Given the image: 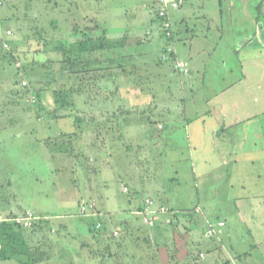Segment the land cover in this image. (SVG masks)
<instances>
[{
  "label": "rangeland",
  "instance_id": "obj_1",
  "mask_svg": "<svg viewBox=\"0 0 264 264\" xmlns=\"http://www.w3.org/2000/svg\"><path fill=\"white\" fill-rule=\"evenodd\" d=\"M88 2L93 3L94 0ZM100 2V7L89 6L85 2V5L78 8L74 3L69 2L68 5L66 4L70 11L67 15L66 10L61 7L63 0H0V31L8 29L12 32L7 38L9 49L0 46L1 219L6 216V207H12L19 216L30 212L37 218H40L39 215H48L51 220L56 217L60 224L66 222L67 226H70L71 222L82 229L80 232L83 234L85 232L83 227L86 228L87 224L79 217V204L94 200L95 198H91L92 194L100 198L102 212L109 210L117 219L124 217L128 192L122 191V185L129 183L133 191L135 187L130 183L134 182L132 179L129 180L131 178L129 175L137 179L138 173L141 177L149 174L155 181H160L165 191L162 190L170 194L174 202L185 203L186 206H183L185 209L191 208V203L196 197H202L211 187H215L218 194L227 191L220 180H223L227 172L229 175H234L230 165H221L210 171L207 164L203 163V160L215 163L220 152L212 151L210 148L202 150L199 148L202 141H197V146L193 141L187 140L190 136L187 135L188 128L184 126V122L182 124L179 122L180 115L183 114L181 107L171 109L170 113L164 111L166 118H163L164 129L158 130L154 125L157 120L156 114L153 113L154 105L145 101L141 105H132L127 100L125 102L123 76L129 78L128 72L125 74L121 70L116 72L115 86L111 88L114 90L112 95L100 90L102 86L97 84V80H100L104 73L110 77L111 71L105 72L103 68L96 73L92 71L86 75L69 76L68 81L77 89L73 94L76 113L71 110L64 112L56 109L53 102L54 90L59 89L64 81L63 76L61 77L62 54L58 51L59 45L61 41L63 43L75 41L77 39L75 33L86 29L82 27L83 25L80 26L81 13L86 12L89 6L90 10L87 11L97 15L103 12L102 5L105 8L108 5L112 12L117 8L116 11L123 16L121 19H124L126 14L131 12L129 5L136 4L134 6L140 11L144 0H100ZM97 17L99 18L98 15ZM76 19L79 25L74 22ZM72 33L74 37H70ZM173 34L172 29V37L164 38L172 48H174ZM130 43L134 45L133 41ZM175 43L177 47L184 45L179 40H175ZM12 48H15L16 60H11L7 55ZM107 52L108 50L104 52V56ZM140 70V78H145L147 70L142 68ZM172 76L170 74L161 78H149L150 81L146 83L145 88L158 91L160 95L158 93L157 99L173 101L179 98L178 93H182L185 103L189 104V100H194L197 104L202 98L200 94L203 90L199 89L196 94L194 93L196 88H193L192 93L189 90L186 93V89H182L184 84L180 83L184 80L183 76L173 77L175 83L169 93L166 89H159L162 84L165 86L164 83L172 79ZM132 77L136 78V73ZM91 79L95 80L96 84L92 85ZM21 80L27 82L24 87L21 85ZM216 88L219 91L220 88ZM214 89L208 88V93H213ZM262 90L263 88L261 90L256 87L248 88L249 93H245V96L248 97L247 94L252 93L257 95L260 101L253 108V104L245 99L243 104L247 107L246 112L254 111L252 113L257 114L260 111L264 112ZM31 98L34 101H31ZM221 102V97L217 96L215 101L208 104L213 112L206 118L205 127L209 130L212 122L221 123ZM104 104L105 106L110 104V109L113 111L100 121L96 120V115H102L98 105ZM203 106V104L197 105L198 108ZM127 108L129 109L126 110ZM204 109L206 107L200 111ZM256 110L258 112H255ZM229 111L230 108L227 109V112ZM75 115L80 119V127L75 124ZM185 116L189 114L185 113ZM198 123L202 124V121L198 120ZM247 124L243 129L240 126L239 129H235L234 126L232 128L234 138L237 132L241 134L245 132V136L248 137V141L242 144V151L237 152L239 159H245L242 166L246 170V177L262 170L257 165L250 166L247 160L264 154V115H259L257 119L250 120ZM202 128L200 137L205 138L204 131L207 129ZM58 129L64 134L58 136ZM104 129L109 132H105ZM145 129H150V136L144 133ZM102 130L103 134H97ZM125 130H128V135L125 134ZM70 131L73 132L63 138L65 132ZM159 136L162 140H157ZM39 137L47 140L45 144L38 142ZM94 148L97 151H94L96 150ZM95 156L103 157L105 161L101 158L95 159ZM198 175L199 178L195 179ZM103 178L106 179V183H103ZM209 178H212L215 184L209 185L207 182ZM138 190L137 201L150 193L145 187L143 190ZM103 227L101 223L99 231L103 234L94 242L93 249L89 248L99 253V264H151L150 261L143 259L141 249L145 243L139 237L135 239L123 237L127 241L122 238L115 240L109 238L107 234L109 226ZM54 233L53 236H58ZM27 234L25 233V238ZM111 242H114V247L108 248ZM91 250L83 248V254L94 252Z\"/></svg>",
  "mask_w": 264,
  "mask_h": 264
},
{
  "label": "crops",
  "instance_id": "obj_2",
  "mask_svg": "<svg viewBox=\"0 0 264 264\" xmlns=\"http://www.w3.org/2000/svg\"><path fill=\"white\" fill-rule=\"evenodd\" d=\"M63 1L61 7L64 11L66 10L67 15L70 13L67 9L69 2L74 3L76 8L85 5V2L89 6L100 7L101 5L100 0H94L93 3H89V0ZM134 5L136 4L129 5L131 12L126 14L124 19H121L123 16L116 11L117 8L112 12L108 5L106 8L102 5L103 12L97 13L99 18L94 12L87 11L90 10L89 6L86 12L80 15L82 17L80 26L83 25L82 27L86 28L82 31L95 37L100 34V29H104L105 36L110 41L114 43L117 41L115 47L118 46L108 49L106 56H104V50L92 53L91 57L96 61L105 58L114 60V63L106 64L102 61L100 64L105 72L111 71L110 77L104 73L101 79L97 78L100 79L97 80V84L102 86L100 90L112 95L114 90L111 88L115 86L116 72L120 70L124 71V74L128 72L129 78L123 76L125 102L127 100L132 105H141L145 101L154 105L153 113L157 116L154 125L158 130L164 129V119H166L164 111L170 113L171 109L181 107L183 114L180 115L179 122L180 124L184 122V126L188 128L187 135L190 136L187 140L193 141L197 146V141H202L199 147L202 150L210 148L212 151L220 152L215 163L206 160H203V163L207 164L210 171L221 165H230L234 175H229L227 172L223 180L218 178L225 185L226 192L224 190L218 194L216 188L211 187L210 191H205L202 197L197 196L189 209L183 207L186 206L185 203L174 202L171 195L164 192L162 183L155 181L149 174L141 177L138 173L137 179L129 175L131 177L129 180L132 179L135 183L130 184L135 189L132 191L129 183L122 185V191L125 185L128 186L127 191H124L128 192L125 201L126 215L117 219L112 211L102 212L100 198L91 194V198L96 200L98 216H94L95 220L99 219L104 227L109 226L107 234L110 238H122L127 241L123 237L133 239L139 237L145 243L141 249L143 259L150 261L151 264H264V154L247 160L250 166L257 165L262 170L246 177V170L242 166L245 159H239L237 152L242 151V144L248 141V137L245 136V132L243 134L237 132L234 138L232 129L233 126L235 129H239V126L243 129L250 120L264 115L262 111L258 113L259 115L252 113L254 111L246 112L247 107L243 104L247 99L254 108L260 101L257 95L252 93L247 94L248 97L245 96V93H249V87L260 90L263 88L262 95H264V0H184L178 9L170 10L168 13L174 33L172 38L174 50L167 56V59L171 60L161 59V53L167 42L158 28L159 22L155 15L156 0H144L140 11ZM77 21L76 19L74 22L79 25ZM82 31L78 30L75 33L76 38L81 37L79 32ZM73 35L74 33L70 37H74ZM175 40L181 41L184 44L183 47H177ZM132 41L134 45L130 43ZM177 60L186 62L187 73L176 68ZM169 62L172 63L169 64ZM140 68L147 70L145 78H140ZM134 73L136 78L132 77ZM170 74L173 75L172 79L167 80L164 83L166 85L162 84L159 89H166L169 93L175 83L173 77L183 76L184 80L180 83L184 84L182 89H186V93L188 90L192 93L193 88H196L194 92L196 94L199 89L203 90L200 94L202 98L197 104L194 100H189V104L185 103L182 93H178L179 98L173 101L157 99L158 91L145 88L146 83L150 81L149 78H161ZM91 81L92 85L96 84L95 80L91 79ZM216 87L220 88L219 91ZM208 88L215 89L210 94ZM193 95H191L192 98ZM217 96H220L222 101L220 108L222 119L220 124L212 122L209 130L205 127L206 118L213 112L208 104L215 101ZM198 104H203L206 109L200 111L203 107L198 108ZM105 105H98L102 115H96V120L100 121L113 111L110 109V104L109 107ZM132 105L129 106L132 107ZM229 108L231 113L227 112ZM184 112L189 116H185ZM198 120L202 121V124L198 123ZM202 127L207 129L204 131L205 138L200 137ZM102 131H98L97 134L109 132L107 129ZM71 132L73 131L65 132L63 138L69 136ZM144 133L150 136V129H145ZM63 134V131L58 129L57 135ZM125 134L128 135V130H125ZM157 140H162L161 136ZM45 141L47 140L43 137L38 138V142L42 144H45ZM107 154L109 155V152ZM95 157V159H103L100 156ZM106 182L103 178V183ZM207 182L209 185L215 184L212 178H209ZM158 184H160L159 187ZM144 187L150 190L145 197L153 198L156 206L165 205L172 210L174 216L170 225L163 223L162 217L153 225L142 222L140 208L144 198L137 201L136 195L139 192L138 189L143 190ZM6 209V216L19 214L12 207H6ZM24 209L26 208L21 210ZM83 216L80 214L79 217L83 219ZM39 217L47 218L49 221L47 223L40 221L33 228L25 229L22 233L28 246L39 248L43 254L8 252L4 255L0 251V264H28L34 259H36L34 264L100 263L99 253L91 249L103 233L91 232L87 225L86 228L83 227L85 232L82 234L80 232L82 229L80 230L71 222L70 226H67L66 222L60 224L54 216L52 220L48 215H39ZM218 221H223L224 224L219 226ZM210 226L214 232L207 235L206 231ZM116 230L118 235L113 236L112 232ZM54 231L58 236H53ZM25 233H28L27 238ZM113 243L111 242L108 248L112 247ZM90 247L92 248L89 249ZM83 248L94 252L89 251V254L87 252L83 254ZM200 252L204 253L203 257L199 256Z\"/></svg>",
  "mask_w": 264,
  "mask_h": 264
},
{
  "label": "trees",
  "instance_id": "obj_3",
  "mask_svg": "<svg viewBox=\"0 0 264 264\" xmlns=\"http://www.w3.org/2000/svg\"><path fill=\"white\" fill-rule=\"evenodd\" d=\"M80 34H82L81 37L77 38L75 41L72 42L66 41V43H63L61 41V44L59 45L60 48L58 47L59 48L58 51H60L62 54V58L60 60L62 72L61 71L60 72H61V77L63 76L62 78H64V81L59 89L54 90L53 102L56 105V109L64 112L66 110H71V112L76 113L73 94L77 89L74 88V85L68 81L69 76L71 77L73 75H86L92 71L93 72L95 71L96 73V71H98L101 68L100 64H102V61H105L106 64L108 62L114 63V60L111 58L109 59L105 58L104 60L96 61L91 57L92 53L95 51H100V50L106 51L110 48H114L116 45L113 41H110L105 36L104 29H100V34L95 37L85 31L80 32ZM1 39L2 37H0V46L2 45ZM14 51L15 48H12L7 53V55L10 57L11 60L17 59V55L15 54ZM102 69L103 68H101L100 71ZM65 72L68 73L66 74L67 77L64 74ZM74 120L76 122L75 124L79 126L80 119L78 118V116L75 115ZM13 216L16 215H8L7 217H13ZM83 220L86 222L87 225H89L90 227L89 229L91 232L101 234V232L99 231L100 227L99 228L96 227V221L99 219L95 221L94 216L84 215ZM40 221H42L43 223L44 222L47 223L49 220H47V218H42L39 219L38 222ZM36 223L33 222L31 227H29V229L37 225ZM170 223H172V221ZM170 223H165V224H170ZM25 229L27 228L23 227L20 223H17L15 221L4 220L0 222V251L3 252L4 255H6V253L8 252L29 254V255L37 254V253L43 254V252L39 250V248H32L28 246L27 242L24 240L22 233L23 230ZM113 236H117V235H113ZM35 260L36 259L31 260L32 262H29L28 264L30 263L34 264Z\"/></svg>",
  "mask_w": 264,
  "mask_h": 264
},
{
  "label": "built area",
  "instance_id": "obj_4",
  "mask_svg": "<svg viewBox=\"0 0 264 264\" xmlns=\"http://www.w3.org/2000/svg\"><path fill=\"white\" fill-rule=\"evenodd\" d=\"M184 2V0H156V7H155V15L158 19V28L160 29L162 35L164 38L172 37V24L168 17V13L170 10L178 9L181 4ZM12 35V32L10 30H5L0 32V37L2 46L6 49L9 48V42L7 41V38ZM174 48H172L171 45L168 43L166 44L164 50L161 53V59L166 60L167 56L173 52ZM18 63V62H17ZM176 68L182 71L183 73L188 72L187 64L184 60H177L175 62ZM25 80H21V85H26ZM31 101H34L33 98H31ZM160 127V126H159ZM124 191L127 190L126 187L123 188ZM79 212L82 215H91L96 216L98 213L96 211V202L94 200L89 201H83L79 204ZM140 214L142 216V222L146 225H153L157 220H159L161 217L163 219L164 223H170L173 219V212L172 210H169L165 205H159L156 206L155 200L151 197H145L143 200L142 208L140 210ZM40 218H37L36 215H33L30 212H27L26 214L19 216H13V217H7L4 216L2 219L0 218V221H15L17 223H20L23 227L29 228L33 224V222H37ZM37 220V221H35ZM217 224L219 226H222L224 224L223 221H218ZM96 227H100V222H96ZM214 230L212 226H210L206 234L211 235L213 234ZM114 235H117V231L113 232ZM200 257H203V253H199Z\"/></svg>",
  "mask_w": 264,
  "mask_h": 264
},
{
  "label": "bare ground",
  "instance_id": "obj_5",
  "mask_svg": "<svg viewBox=\"0 0 264 264\" xmlns=\"http://www.w3.org/2000/svg\"><path fill=\"white\" fill-rule=\"evenodd\" d=\"M96 222H100V221L97 220ZM100 226H101V222H100ZM113 232H114V231H113Z\"/></svg>",
  "mask_w": 264,
  "mask_h": 264
}]
</instances>
